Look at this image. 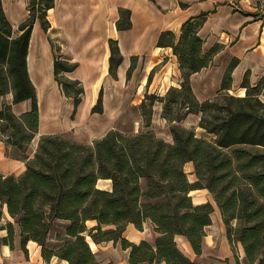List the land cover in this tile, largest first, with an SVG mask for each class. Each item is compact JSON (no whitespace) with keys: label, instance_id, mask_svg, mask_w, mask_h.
Instances as JSON below:
<instances>
[{"label":"trees","instance_id":"trees-1","mask_svg":"<svg viewBox=\"0 0 264 264\" xmlns=\"http://www.w3.org/2000/svg\"><path fill=\"white\" fill-rule=\"evenodd\" d=\"M54 3L30 0L29 16L14 35L0 0V96L12 93L13 103L31 102L19 115L10 104L0 109V132L25 160L21 174L0 175V202L19 226L22 246L33 240L44 259L56 256L69 264H98L89 240L113 241L129 249V264H196L179 249L176 236L201 253L214 205L195 203L190 193L206 189L220 211L228 241L241 245L246 264H264V77L251 85L246 71L240 84L245 93L234 95L232 71L239 59L233 58L215 94L202 101L196 97L190 76L206 67L221 48L214 45L202 51L199 29L205 12L183 22L179 36L171 30L160 33L156 45L172 48L181 82L163 95L145 92L139 104L142 125L148 128L154 103H161L172 142L150 129L125 133L111 128L91 143L73 141L64 133L43 134L33 156L27 157L39 121L37 92L27 68L28 46L36 19L44 30L50 26L46 13ZM119 15L116 28L129 29L130 10L119 8ZM109 49L108 71L116 78L122 62L117 40L109 39ZM76 65L59 54L54 60L55 79L73 99V113L84 90L65 72ZM134 67L132 58L127 78ZM92 112H102V90ZM190 114L199 117L197 125L210 139L181 124ZM189 162L193 181L185 170ZM101 180H108L110 187H99ZM146 220L156 233L152 242H132L123 236L128 223L141 230ZM88 221L95 222L89 227ZM1 230L7 234L0 236V243L12 244L14 224L2 221L0 208Z\"/></svg>","mask_w":264,"mask_h":264},{"label":"crops","instance_id":"crops-1","mask_svg":"<svg viewBox=\"0 0 264 264\" xmlns=\"http://www.w3.org/2000/svg\"><path fill=\"white\" fill-rule=\"evenodd\" d=\"M1 1L5 15L12 25L13 34H19V25L29 16L30 0ZM119 8H126L131 12L129 29L118 30L116 28V21L120 17ZM203 12L207 13V16L199 29V35L203 40L202 51L207 52L214 45H220L221 48L206 67L190 76L192 89L200 101L213 96L220 86L228 64L233 58H238L239 62L232 71L230 92L233 93L238 89L240 93L243 89L242 95H244L245 89L240 84L246 71L250 73L251 85H255L260 78L264 77V0H55L54 6L46 13L50 26L44 30L39 19H36L28 46L27 68L37 92L39 121L37 133L25 151L27 157L33 156L38 139L43 134H68L70 130L69 137L73 141L91 143L113 128L104 125L92 131L94 123L105 113L102 86L108 78L103 75L107 74L114 82L120 79L129 81L127 70L132 58H135L130 52L162 53L161 59L157 58L152 61L147 70L151 69V72L154 69L150 82H146L145 90L147 86L153 85L151 81L156 69L154 65H158L162 59L175 61L177 72V58L172 53V48L156 45L159 35L165 30H171L179 36L183 22ZM109 39L117 40L122 55L116 78H113L108 71ZM54 40H57L60 50H57ZM58 54L63 59L77 63L76 67L72 71L65 72V75L70 79L79 80L83 90L85 79L97 74L94 82L99 83L98 92L97 87L92 88L89 92L90 100L86 102H83V92L82 101L75 113H73V99L63 93L54 76V60ZM167 64V62L164 63L158 73L164 79V85L167 81L164 90L160 89L163 91L160 95H163L171 85H179L181 82L180 75L177 73H175L176 76L173 75L174 63L171 70H168ZM100 90H102V112H92ZM155 91L146 90L145 92L159 93ZM12 98V93L1 95L0 109L3 104H10L12 111L19 115L31 106L30 100L13 103ZM161 110V103L156 101L153 105L152 119L157 114L161 118ZM190 116H195L197 121L199 119L197 115L190 114L181 122L183 126ZM161 119L166 123L164 118ZM149 127L145 130L153 131V126ZM72 129L74 131H71ZM169 134L171 136L169 142H172L170 130ZM187 164L191 173L188 178L193 181L195 179L193 164L191 162ZM24 169L25 160L19 156L14 146L5 142L0 132V175H19ZM109 187L110 182L107 180L106 188ZM193 201L201 203L210 200L193 198ZM211 203L213 204L214 201ZM0 208L2 221L4 223L11 221L14 224L12 244L0 243V264H69L67 260L56 256L44 259L40 245L33 240L27 241L25 246H22L19 226L8 214L5 204L1 205L0 202ZM217 210L220 215L218 208ZM213 213L212 223L206 227V235L202 240L201 253L196 254L183 236H176L179 249L196 264H237V261L240 264H246L241 245L237 243L232 246L228 241L221 215L222 226L217 231L210 229L214 221ZM6 234V230L0 231V236ZM155 235L150 220L143 223L141 230L137 229L134 224L128 223L123 232V236L132 242L142 239L152 242ZM91 248L98 264H129V249L123 248L120 242L94 243Z\"/></svg>","mask_w":264,"mask_h":264},{"label":"rangeland","instance_id":"rangeland-1","mask_svg":"<svg viewBox=\"0 0 264 264\" xmlns=\"http://www.w3.org/2000/svg\"><path fill=\"white\" fill-rule=\"evenodd\" d=\"M112 25V22H111ZM113 27V26H112ZM54 44L57 48V50H60V47L58 45L57 40H54ZM57 53V52H56ZM132 56H135V69L132 74L129 77V81H126L125 79H120L117 82H114L111 80L110 77H108L107 74L103 75V77L108 78V81L103 84V104L105 106V113L101 116V118L94 123V127L92 128V131H96L98 128L107 125L112 126L115 129H118L120 131H123L125 133H137L139 131L145 130L146 128L143 127L141 117L139 115V103L141 102L143 98L144 92L147 90L149 92H159L158 94H162L163 91L160 89L162 88L164 90V86H166L167 81L165 82V85L163 84V78L158 75L160 71V67L164 63L167 64L168 70L172 68V64L174 63L173 68L175 70H172L173 75L176 76L180 75V70L178 68V71L176 72V65L175 61H169L168 59H162L158 63L155 69V73L153 75L151 84L152 86H147L146 88V82H147V76L150 72L147 71L152 63L157 58L161 59L160 52H130ZM154 53V55H153ZM178 64V63H177ZM178 66V65H177ZM175 71V72H174ZM90 74V73H88ZM157 74V76H156ZM84 76V74H81ZM88 76V75H87ZM97 77V74L93 77H88V79L83 82L84 85V95H83V102H86L89 99L90 95L89 92L92 88L97 87V92L99 90L98 86L99 83L95 84V79ZM146 77V78H145ZM85 78V77H84ZM154 80V81H153ZM168 80V79H167ZM87 86V87H86ZM175 86H178L175 85ZM154 88H156L154 90ZM94 90V89H93ZM145 90V91H144ZM232 93V92H231ZM238 89L234 90L233 94L239 96ZM98 94V93H97ZM90 114V113H88ZM162 118V117H161ZM158 114L153 116L151 127L153 126V132L160 138L164 139L165 141H168L171 139V136L169 134V126L167 123H165L161 119ZM197 119L195 116H190L188 119L185 120V126L186 127H193L196 134L198 136H204L207 139L211 138V135L207 134L202 128H200L197 125ZM150 128V127H148ZM71 131H74L73 129ZM70 130L68 131V134L66 135L69 137ZM70 138V137H69ZM29 152H31V149H29ZM189 165L187 164L185 166V170L187 174L190 177V170L188 169ZM99 187L106 188L107 187V180H101L98 183ZM193 198L195 200H210L213 202V199L211 198V195L206 190H195L191 193ZM214 205V203H213ZM214 213H213V226L210 228L214 231H217L220 226H222L219 212L214 205ZM94 223L93 222H87V225L90 227ZM54 235V231L51 233L52 238ZM49 245L53 244V239H49Z\"/></svg>","mask_w":264,"mask_h":264},{"label":"bare ground","instance_id":"bare-ground-1","mask_svg":"<svg viewBox=\"0 0 264 264\" xmlns=\"http://www.w3.org/2000/svg\"><path fill=\"white\" fill-rule=\"evenodd\" d=\"M239 94H241V95L243 94V89L240 90V93ZM88 222H93L94 223L95 221H88ZM89 243L92 246L94 245V242H92L91 240H89Z\"/></svg>","mask_w":264,"mask_h":264}]
</instances>
